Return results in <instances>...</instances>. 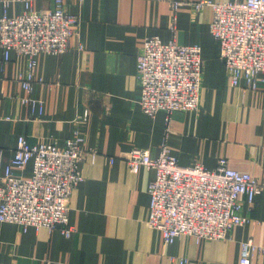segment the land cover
<instances>
[{"label": "crops", "instance_id": "1", "mask_svg": "<svg viewBox=\"0 0 264 264\" xmlns=\"http://www.w3.org/2000/svg\"><path fill=\"white\" fill-rule=\"evenodd\" d=\"M200 0H69L76 17L72 48L63 55L35 57L30 97L42 111L23 105L18 79L28 60L11 56L0 62V171L11 161L17 138L30 146L72 137L74 118L85 109L78 129L94 161L80 165L82 181L69 200L74 232L28 229L0 223V264H239L240 245L251 240L264 246V190L242 214L248 222L223 239L197 242L180 237L165 244L147 224L148 186L154 172L131 173L124 157L133 149L155 157L165 146L181 166L207 169L225 159L228 167L264 185V73L256 91L231 87L216 42L209 32L212 11H195ZM213 3L244 0H210ZM182 5L173 12L171 4ZM35 11L52 8V0H33ZM23 11L19 4L8 15ZM199 45L203 73L196 111L144 115L138 105L136 62L144 41ZM81 46L82 50L77 47ZM1 54V49H0ZM113 158V163L110 159ZM31 176V166L15 172ZM250 264H264L256 255Z\"/></svg>", "mask_w": 264, "mask_h": 264}, {"label": "built area", "instance_id": "2", "mask_svg": "<svg viewBox=\"0 0 264 264\" xmlns=\"http://www.w3.org/2000/svg\"><path fill=\"white\" fill-rule=\"evenodd\" d=\"M32 1L0 0V62L7 63L12 55L28 60L27 72L18 77L27 94L21 103L41 112V102L29 96L35 57L68 52L78 21L66 11L69 0H52V8L43 11L33 10ZM16 4L23 11L8 15V8ZM181 5L173 2L172 11ZM193 7L195 11L204 7L212 11L209 32L231 87L256 91L263 82L258 75L264 73V0H200ZM202 73L199 45H180L175 40L163 43L158 37H148L136 62L141 112L150 118L164 113L168 123L175 112L196 111ZM87 116L84 109L74 118L72 137L62 143L30 146L24 136L17 138L10 163L0 171V223L19 226L24 232L59 230L65 238L71 237L74 230L69 223L68 200L82 181L80 165L97 157L84 149V137L78 129ZM124 160L131 173L141 167L154 172L148 186L147 224L169 245L180 237L197 242L223 239L248 222L242 214L244 205H251L264 190V185L249 174L229 168L225 159H219L213 169L200 164L185 167L165 146L155 157L133 149ZM113 161L111 158L110 163ZM27 165L31 166L30 177L15 174ZM256 255H264V246L251 240L242 242L239 264H250Z\"/></svg>", "mask_w": 264, "mask_h": 264}]
</instances>
